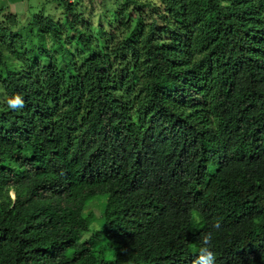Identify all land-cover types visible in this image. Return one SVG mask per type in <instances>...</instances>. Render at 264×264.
<instances>
[{"label": "trees", "instance_id": "16d2710c", "mask_svg": "<svg viewBox=\"0 0 264 264\" xmlns=\"http://www.w3.org/2000/svg\"><path fill=\"white\" fill-rule=\"evenodd\" d=\"M25 1L0 4V264H193L208 232L215 264H264V0L17 30Z\"/></svg>", "mask_w": 264, "mask_h": 264}, {"label": "rangeland", "instance_id": "374dc122", "mask_svg": "<svg viewBox=\"0 0 264 264\" xmlns=\"http://www.w3.org/2000/svg\"><path fill=\"white\" fill-rule=\"evenodd\" d=\"M27 0L25 2H22L21 6H17V8H14L10 10V13H13L14 19L17 22V30L26 28V26L29 24L32 17L41 16L45 18L46 16H50L53 18V20H60L63 15L62 12V2L63 1H70L72 4L76 3L77 9L80 10L81 16L83 17V20L86 23V26L88 23H92V25L95 23L96 16L99 14L100 10L106 11V16L109 15V13H117L119 11H123L125 8V0ZM138 2H144L149 1L151 4L159 5L158 0H136ZM68 2V3H70ZM1 4V0H0ZM5 4V3H4ZM14 11V12H12ZM10 14H8L4 9L0 14V17H3L0 19V25L6 27V20L4 21L5 17H9ZM123 16L124 21H127V16L125 15V10L123 15H121L116 22H114L109 30L105 28L107 35L109 37L115 38L119 35V25L118 21ZM138 26V22L136 21H130V29L128 33L124 36V38L131 37L135 32L136 28ZM93 34L97 33L94 29H91ZM103 40V36H100ZM107 38V36H106ZM48 47L51 48V43H48ZM198 58V57H197ZM196 58V59H197ZM9 196L12 198V195L9 194ZM85 220L87 223L91 225H95L97 223L98 218L101 216L100 211L97 210L96 207H94L93 204H91L90 207H88L85 212ZM98 227V225H97ZM96 229V228H92Z\"/></svg>", "mask_w": 264, "mask_h": 264}, {"label": "clouds", "instance_id": "9594fccd", "mask_svg": "<svg viewBox=\"0 0 264 264\" xmlns=\"http://www.w3.org/2000/svg\"><path fill=\"white\" fill-rule=\"evenodd\" d=\"M7 105L10 109L12 110H20L23 109L25 107L24 104V100L21 96L16 95L12 98H9L7 100ZM193 218L196 221L197 224L202 223L203 222V217L201 214L199 213H194L193 214ZM212 227L216 230H219L221 228V222L219 219H217ZM212 238H213V233L212 232H208L203 236V240H202V244L204 246H202L199 249V254L196 257V259L193 261V264H215L216 262V255L215 253L210 250V245L212 242Z\"/></svg>", "mask_w": 264, "mask_h": 264}, {"label": "crops", "instance_id": "0c3cea01", "mask_svg": "<svg viewBox=\"0 0 264 264\" xmlns=\"http://www.w3.org/2000/svg\"><path fill=\"white\" fill-rule=\"evenodd\" d=\"M21 5H22L21 3H17V4H15V5H13V6L11 7V10L14 9V8H17V6H21ZM12 12H14V11H12Z\"/></svg>", "mask_w": 264, "mask_h": 264}]
</instances>
